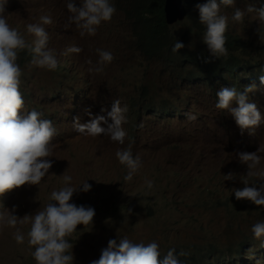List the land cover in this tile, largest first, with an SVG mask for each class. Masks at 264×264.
<instances>
[{"label":"rangeland","instance_id":"obj_1","mask_svg":"<svg viewBox=\"0 0 264 264\" xmlns=\"http://www.w3.org/2000/svg\"><path fill=\"white\" fill-rule=\"evenodd\" d=\"M130 1L110 0L116 8L112 19L102 22L94 36L82 37L74 24L65 27L71 15L67 9L69 0H7L5 15L9 25L29 42L32 37L27 34V25L39 23L42 15L52 18L53 23L44 27L49 34L48 49L58 60L57 69L49 71L31 66L30 62L24 64L20 61L22 52L17 63L22 70L21 115L36 110L42 119L52 121L57 133L52 141V156L48 158L53 165L48 174L37 186L25 185L0 196V213L15 208L14 214L20 218L34 215L50 202L52 191L65 186L61 177L67 171L72 177L70 186L78 188L85 182L91 185L87 193L75 192L70 203L95 210L92 225H79L69 237L74 264H92L100 258L109 240L119 242L124 237L134 243L155 241L161 255L169 247L176 252L189 248L191 255L193 251H222L223 247L244 243L245 248L241 247L239 252L233 247L238 262L264 264V239L256 240L251 231L256 222H264V206L237 200L232 193L233 189H243L241 177L248 172L247 165L239 161L238 152L261 149L260 167H264V121L252 130L253 135L242 134L234 119L226 112L220 116L215 107L219 87L187 90L179 77L183 70L167 69L163 64L179 63L177 60L167 62L165 58L144 56L139 48L138 30H133L127 21L126 4ZM262 1L235 0L233 6L221 9V14L229 17L232 31L249 44L247 53L251 56H242L245 61H264V42L258 34L259 28L264 34V25H259L255 14H247L240 23L233 22L231 17L235 8L243 10L248 4L261 7ZM76 6H81L80 0H76ZM171 27L169 42H182L184 55L209 53L202 37L194 35L196 29L188 18ZM73 44L82 51L63 55ZM97 49L110 51L114 59L102 73H90L91 65L86 61L97 63ZM171 53L172 47L167 46L162 54ZM173 55L182 59L180 52ZM206 67L202 64L189 71L207 73ZM179 97H195L198 102L188 108L187 103L178 101ZM251 97L264 107V89L256 88ZM114 99L128 106L123 145L107 135L91 137L74 130L75 118L79 117L81 123L89 121L86 109L93 115L103 114L102 109L110 110ZM133 100L153 101L143 106L144 116L140 119L131 117ZM189 112L197 116L195 121H188ZM129 144L134 157H140L142 167L132 181L125 182L127 169L115 153ZM230 173L234 177L226 180L224 176ZM145 179L154 181L151 190L144 186ZM260 184L264 180L257 182V186ZM20 230L25 235L24 244L14 240L16 229L0 225V264H36L31 255L34 248L27 244L29 225Z\"/></svg>","mask_w":264,"mask_h":264},{"label":"clouds","instance_id":"obj_2","mask_svg":"<svg viewBox=\"0 0 264 264\" xmlns=\"http://www.w3.org/2000/svg\"><path fill=\"white\" fill-rule=\"evenodd\" d=\"M183 1L188 9L185 19L188 18L190 23V9L186 0ZM197 2V5L196 2L193 3L192 12L194 17L199 16L200 24L205 26L201 37L209 50L207 54L216 58L225 57L226 61L234 56L240 61L238 70L241 73L238 74L239 76L236 73L238 70H236L237 78L228 76L225 78L229 79L231 83H238L241 86L221 88L216 94L215 107L220 110V116L222 112L228 113L234 119L235 125L239 126L242 134L248 132L253 135L252 130L264 121V107H261L257 100L251 99L254 98L251 95L256 91V88L264 89V61L255 58L246 61L242 59V56H251L250 53H247L249 44L242 38L244 45L239 50L229 52L227 48L225 34L228 27L231 26L228 23L229 17L221 14V9L233 6L235 0ZM263 2L264 0L261 3ZM6 3L7 0L0 2V196L25 185L37 186L41 183L53 166L48 158L52 156V141L57 133L52 121L42 119L40 112L32 110L27 113L23 112L21 115L24 108V99L19 90L22 70L17 63L19 54L25 52L31 57L26 62H23L21 57L22 63L30 62L31 66L49 71L57 69L58 60L55 54L48 49L49 34L44 27V25L53 23L52 18L50 15H42L39 18V23L27 25V34L32 37L29 42L17 28L9 25L5 15ZM80 4L81 6L77 7L76 0H69L67 3V9L71 15L68 17L65 27L68 28L74 24L80 30L82 37L85 34L94 36L102 22H109L116 13V8L110 0H80ZM247 14H255L259 25H264V4L261 7L248 4L243 10L235 8L231 19L233 22L240 23L243 22ZM258 34L261 42H264V34L260 33V28ZM194 35L196 36V33ZM184 47L182 42L176 40L172 52L178 53ZM81 51L80 47L73 44L65 49L63 55ZM96 51L99 56L97 63L93 65L91 60L86 61L91 65L88 69L90 73H102L104 67L114 59L110 51L101 49ZM202 64L207 66L204 69L207 73H196L209 74L207 71L208 62ZM189 70H183V73L179 75L180 78L183 77L185 89L193 90L203 87L199 80H196L197 84H193L195 81L186 80V76H183L185 73L194 74ZM178 101L187 103L188 108L194 101L198 102L195 97L186 99L179 97ZM135 103L138 105V110L147 102L132 101L131 117L140 119L143 116L141 113L143 111L141 110L138 114L134 108ZM85 111L90 119L87 123H81L79 117L75 118L73 128L77 133L91 137L107 135L112 141L124 144L127 132L123 125L127 123V105L122 106L119 99H114L110 110L102 109L103 114L93 115L90 109ZM187 119L195 121L197 116L189 112ZM102 125L107 126L103 127ZM260 152L261 149L258 152L237 153L239 161L247 165L248 172L246 177H241L245 185L243 189L232 190L237 200H248L258 207L264 206V184L257 186L258 181L264 180V167H260L262 159L259 155ZM115 155L119 163L127 169V174L123 177L124 181H132L142 167L140 157L138 155L134 157L131 144L127 148L118 149ZM224 177L226 180H232L234 176L230 173ZM61 178L65 186L52 191L49 197L50 202L37 210L34 215H25L20 218L14 214L15 208L0 213V225L16 229L13 238L17 244L25 243V235L21 232L20 227L25 224L29 225L27 244L29 248H34L31 255L36 264H74L73 245L69 243L68 238L77 232L79 225H92L95 217V210L92 207L70 203L75 192L82 190L87 193L91 190V185L85 182L78 188L70 186L72 177L67 174V171ZM253 178L257 179L253 182ZM144 186L151 190L154 187V181L145 179ZM251 231L256 240L264 239V222H256ZM233 247H236V251L239 252L241 247L245 248V244L229 245L223 247L222 251L211 248L206 252L200 250L192 253H196V256L204 264H240L233 255ZM249 252H252V249ZM186 255L188 253L184 251H180L177 255L175 249H170L161 259L159 245L155 241L147 244L134 243L124 237L120 238L119 242L115 239L109 240L108 246L102 250L100 258L93 261L92 264H180L179 257Z\"/></svg>","mask_w":264,"mask_h":264},{"label":"trees","instance_id":"obj_3","mask_svg":"<svg viewBox=\"0 0 264 264\" xmlns=\"http://www.w3.org/2000/svg\"><path fill=\"white\" fill-rule=\"evenodd\" d=\"M197 1L199 0H186L190 9V24H192L193 27L197 29L196 36H202L205 31V26L200 24L199 16L194 17L192 12L193 3L196 2L197 5ZM164 3L165 0H131L129 3L126 4L128 8L126 13L128 18V24L133 30H138V43L143 55L149 58H165L167 62H170V60H177V62H179L172 64L163 63L167 69H171V67H173L178 70H188L193 65H200L202 63L208 62L207 71L209 72V74L203 75L201 73H185V75L183 76H186V80L190 82L199 80L202 83L201 86L210 88L219 87V89H221L229 86L240 87L241 85H239L238 83L233 84L229 79L225 78L226 76H228L229 78H237L235 71L238 70V68L240 67V61L234 56H232L230 60L226 61L225 57L216 58L203 52L194 56L193 53L184 55L186 53L185 50L179 51L180 54H182V59L176 58L173 55V52L171 54H162L167 46L173 47L174 45H171L169 42L172 27H169L165 22ZM225 35L229 52L237 51L244 45V42L242 41L241 37L238 34H235V32L232 31L231 27H228ZM194 44L195 46H197L196 43ZM27 55L29 54L25 52L22 53L21 60L23 62L28 61L31 57L29 55V57L26 58ZM203 76H206V78H203ZM181 78V80H183V77ZM149 102L153 101H148L147 103ZM161 102L167 103L169 101ZM134 106L135 110H137V103H135ZM141 108L143 109V107ZM141 108L137 110L138 114H140L142 110ZM162 111L169 112V109H163ZM68 240L69 243H71V240L69 238ZM170 249L171 248L169 247L166 253ZM184 252L188 253V255L179 257L180 264H204V262L196 256V253H191V255H189V248H187ZM176 253L177 255H179V252ZM162 258L163 255H161V259Z\"/></svg>","mask_w":264,"mask_h":264},{"label":"water","instance_id":"obj_4","mask_svg":"<svg viewBox=\"0 0 264 264\" xmlns=\"http://www.w3.org/2000/svg\"><path fill=\"white\" fill-rule=\"evenodd\" d=\"M164 13L166 23L174 25L186 18L188 9L183 0H165Z\"/></svg>","mask_w":264,"mask_h":264}]
</instances>
